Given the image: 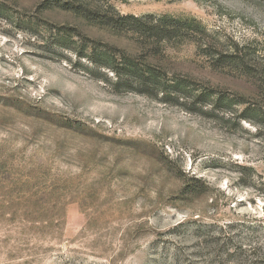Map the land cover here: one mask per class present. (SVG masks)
Here are the masks:
<instances>
[{
    "label": "rangeland",
    "instance_id": "1",
    "mask_svg": "<svg viewBox=\"0 0 264 264\" xmlns=\"http://www.w3.org/2000/svg\"><path fill=\"white\" fill-rule=\"evenodd\" d=\"M43 1L0 0V264H264V0H82L201 23L156 56ZM113 44L185 88H119Z\"/></svg>",
    "mask_w": 264,
    "mask_h": 264
},
{
    "label": "trees",
    "instance_id": "2",
    "mask_svg": "<svg viewBox=\"0 0 264 264\" xmlns=\"http://www.w3.org/2000/svg\"><path fill=\"white\" fill-rule=\"evenodd\" d=\"M82 3V0H69L63 3L60 0H44L40 7L43 10H48L58 6L77 15H83L88 21L99 27L111 29L118 35L133 34L142 44L139 46V50L143 51L149 47L152 56L158 54L161 45L171 43L173 40H190L191 38L185 35L190 28L200 31L201 34L205 32L201 23L194 18L168 15L158 17L152 14L146 16L123 15L115 10H113V14L101 10L87 12ZM65 44L67 48H70L69 42ZM107 47L108 49H117L121 54L118 55L107 50L98 51L97 47H92L88 49L89 55L86 56L97 67L113 71L116 75L114 82L116 86H122L127 91L139 90L148 94L150 91L157 93L161 91L167 94L171 92L169 86L176 91L185 88L182 81L178 80L169 85L164 79L165 73L150 60L145 63L136 61V58L127 53L125 48L118 47L116 44ZM193 188L188 185L187 190L190 191Z\"/></svg>",
    "mask_w": 264,
    "mask_h": 264
}]
</instances>
